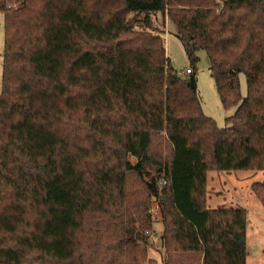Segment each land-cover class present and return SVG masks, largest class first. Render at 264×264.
<instances>
[{
  "label": "trees",
  "instance_id": "obj_1",
  "mask_svg": "<svg viewBox=\"0 0 264 264\" xmlns=\"http://www.w3.org/2000/svg\"><path fill=\"white\" fill-rule=\"evenodd\" d=\"M0 13V264H91L85 219L118 217L129 175L160 201L166 254L245 264V210L208 209L205 185L210 170L264 171V0H0ZM167 19L236 107L226 127L170 66ZM141 239L121 231L106 264Z\"/></svg>",
  "mask_w": 264,
  "mask_h": 264
},
{
  "label": "rangeland",
  "instance_id": "obj_2",
  "mask_svg": "<svg viewBox=\"0 0 264 264\" xmlns=\"http://www.w3.org/2000/svg\"><path fill=\"white\" fill-rule=\"evenodd\" d=\"M216 1L220 3L222 0ZM157 17L160 21V16ZM3 24L4 16L0 13V92L3 72ZM164 31L165 54L170 66L181 78H185L181 72L186 69L192 71L203 114L218 128L226 127L225 121L234 114L236 107L225 109L221 104L206 53L197 51L196 61H191L176 35L174 25L168 19L165 21ZM239 85L241 98H244L246 83L243 74L239 75ZM153 151L165 154L168 152L163 149ZM151 173L155 172L152 170ZM124 193V203L118 209V217H105L101 214L86 217L82 231L84 258L90 259L91 264H106V259H114L110 249L115 245L117 234L124 230H133V234L137 233L142 239L136 247L127 249L121 261L124 264H166L168 259L174 264H200L197 255L183 254L177 257L163 251L159 239L162 231L160 201L148 195L143 180L129 175ZM205 206L208 209H244L247 218L245 264H264V171H208Z\"/></svg>",
  "mask_w": 264,
  "mask_h": 264
},
{
  "label": "built area",
  "instance_id": "obj_3",
  "mask_svg": "<svg viewBox=\"0 0 264 264\" xmlns=\"http://www.w3.org/2000/svg\"><path fill=\"white\" fill-rule=\"evenodd\" d=\"M191 73H192V71L190 69H186L185 71L181 72L180 74L183 76H188Z\"/></svg>",
  "mask_w": 264,
  "mask_h": 264
}]
</instances>
